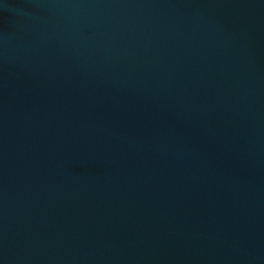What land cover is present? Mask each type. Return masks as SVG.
<instances>
[{
	"label": "water",
	"instance_id": "water-1",
	"mask_svg": "<svg viewBox=\"0 0 264 264\" xmlns=\"http://www.w3.org/2000/svg\"><path fill=\"white\" fill-rule=\"evenodd\" d=\"M0 264H264V0H0Z\"/></svg>",
	"mask_w": 264,
	"mask_h": 264
}]
</instances>
